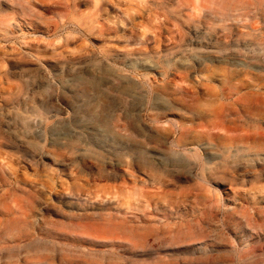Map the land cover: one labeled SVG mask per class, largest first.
<instances>
[{
  "label": "rangeland",
  "instance_id": "374dc122",
  "mask_svg": "<svg viewBox=\"0 0 264 264\" xmlns=\"http://www.w3.org/2000/svg\"><path fill=\"white\" fill-rule=\"evenodd\" d=\"M95 4L0 0V264H264V0Z\"/></svg>",
  "mask_w": 264,
  "mask_h": 264
},
{
  "label": "bare ground",
  "instance_id": "6f19581e",
  "mask_svg": "<svg viewBox=\"0 0 264 264\" xmlns=\"http://www.w3.org/2000/svg\"><path fill=\"white\" fill-rule=\"evenodd\" d=\"M100 1H102V0H94V2L96 3L95 7L97 10H99L98 9L99 6L101 7ZM100 9H102V8H100ZM120 21H122L123 24H127V22L129 23L130 19L128 17H122V19L120 18ZM92 31H89V32L92 33ZM99 31H102V28H100ZM125 39L127 40V42H129L131 40H135V41L137 40V39L129 38L128 36H126ZM154 41H155L154 34L153 35L147 34L146 37H144L143 39L137 40L136 44L139 46L147 47L151 42L153 43ZM141 50L142 49H139V51H141ZM64 54L67 56H73L74 53L66 52ZM187 79H188V77H187ZM182 97H183V107L185 110V114L182 117V123L184 124L183 131H182V138L187 139V141H191L190 143H187V145H193L196 150H200V148L197 145L201 142L204 135H206L211 140L212 139L215 140V121H212V125H211V128L209 129V132L204 134V133L196 131V129L194 128V125L196 124L198 126V124H200V123H196V122H200V117H199L197 112L199 111V103H200L201 97L198 93L193 92L192 87H190L189 85H187L185 88H183ZM169 127H170V130L173 129L171 125H169ZM121 129L123 131L128 132V133L133 132L132 126L130 124L122 125ZM199 152L196 151L195 155H197V156L200 155ZM206 160L207 161L205 162V165H204L202 171L197 172V173H196V170L198 167H194L193 165H191V161L188 160V164L186 167V173L185 174L189 178H194L199 183H206L209 185L215 184V182H217L221 179L218 178L217 176H215V172L209 176L207 175V171L209 170V168L207 166H209L210 161H209V159H206ZM262 160H264V159H262ZM143 166L149 167V168H154V165L152 163H148L146 161L143 163ZM163 173H165V172L157 173L154 175H148V176L153 181L163 182V185H164L167 181L163 177L164 176ZM257 173H258L257 171H250V172L248 171L245 174H250L251 177L249 176V178H248L246 175H244L243 182L244 183H247V182L251 183L252 182L251 180H253L255 178V174L256 175H264V169L260 171V174H257ZM222 181H228L230 184H233L234 182H236V180H234V179L230 180L227 178L226 179L223 178ZM262 188H264V187H262ZM226 197L230 198L229 195H227ZM105 233H107V232H105Z\"/></svg>",
  "mask_w": 264,
  "mask_h": 264
}]
</instances>
